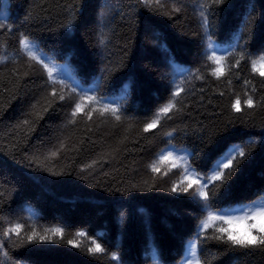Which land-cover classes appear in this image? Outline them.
Wrapping results in <instances>:
<instances>
[{
    "label": "trees",
    "instance_id": "16d2710c",
    "mask_svg": "<svg viewBox=\"0 0 264 264\" xmlns=\"http://www.w3.org/2000/svg\"><path fill=\"white\" fill-rule=\"evenodd\" d=\"M5 16L0 264H186L197 240L201 264H264V249L212 238L227 225L199 228L208 210L242 214L264 203V76L252 69L264 56V0H151V6L145 0H5ZM24 36L64 86L27 57L19 43ZM211 55L223 57L219 78ZM178 86L183 91L171 118L145 132ZM81 95L100 103L85 101L73 117ZM249 95L252 108L244 104ZM237 97L240 112L231 106ZM105 103L119 109V121L101 114ZM232 145L247 155L234 161L226 182L209 185L210 201L194 196L196 185L171 191L187 186L181 183L185 161L207 176ZM168 150L184 158L175 160L177 167L159 160ZM17 223L20 235L5 236ZM252 223L233 231L247 235ZM52 227L63 228V238L48 233L50 239L27 241L33 228L44 235ZM80 231L87 235L76 236ZM91 238L103 253L87 251Z\"/></svg>",
    "mask_w": 264,
    "mask_h": 264
},
{
    "label": "snow or ice",
    "instance_id": "6c2138e0",
    "mask_svg": "<svg viewBox=\"0 0 264 264\" xmlns=\"http://www.w3.org/2000/svg\"><path fill=\"white\" fill-rule=\"evenodd\" d=\"M146 4L148 6H151V0H145ZM157 4L159 5V0H156ZM222 2V0H217V3ZM5 6V0H0V11H2L3 7ZM7 19V17H0V21ZM7 25L0 22V28H6ZM21 48L23 49L24 53L29 57L31 60H34L38 63H41L43 68L47 71V75L49 80L53 83H59L61 86H64L65 82L63 79H57L54 78V73L57 71L56 68L51 67L48 63L44 61V58L42 56L37 55V52L34 50L33 46L31 45L29 38L27 36H24L19 41ZM209 48H212V45L209 44ZM209 60H213L217 64V68L213 71V75L219 78L223 75V69L220 67V62L223 60V57H217L215 55H211L208 57ZM3 60H0V63H3ZM239 63V61H237ZM260 64V68H257V64ZM252 69L253 71H259L261 76H264V56H261L259 61L253 60L252 61ZM78 87V86H77ZM72 92H76V87H73L71 89ZM181 91L183 89L181 87H177V90L173 93L172 99L163 107L158 109L156 113L155 119H153L150 123H147L145 125L144 131L147 132L151 129H154L157 127V125L160 123V120L162 117H168V114L170 111H172L177 103L176 97H179ZM79 94V93H78ZM223 93H221L222 95ZM53 96H56L57 93L55 89L52 92ZM60 100L65 99L63 95L59 96ZM81 102H78L75 104L74 111L72 112V116L75 117L77 113H81L84 110V102H92V103H100V100L95 96H88V95H81L80 97ZM244 104L248 108H252L253 105V98L252 96H248L246 100H244ZM232 108L240 112V98L237 97L235 102L231 105ZM95 111V109H93ZM101 114L104 112H110L117 121L121 119L120 115H118L119 109L117 107H112L109 103H105L103 107L100 109ZM89 118H91V113L88 114ZM171 118V117H168ZM30 121L25 119L23 121V124L27 125ZM169 136L172 135V133H168ZM57 155L56 152H52L51 156L55 157ZM247 153L244 151L242 146L239 145H232L230 146L222 155L217 157L215 161L213 162V165L211 167L210 174L205 176L198 174L195 169H192L190 166L187 165V162L185 161L182 165L183 167V178L181 180V183H183L185 180L187 181V186L183 188H179L178 186L174 185L171 188L172 192L182 191L184 193H187L189 189L193 188V185H196L194 196L198 198H202L204 201H210L209 193L206 191V189L209 188V185H214L215 187H219V185H216L215 182L219 181L221 184L226 182L227 178L232 175L231 169L234 168V161H237L238 163V157H244ZM169 159H172L173 167H177V164L175 163V160H183V157H173V153L171 150H168L166 153L161 152L159 156V160L161 162L167 161ZM91 165H89L90 167ZM151 170L153 172H158L159 169L157 168L156 164L153 163L151 165ZM228 170V171H226ZM213 195H215L213 193ZM212 207L211 202L206 204L204 206L205 210H208ZM251 219L254 221V223L248 225L247 229V235H241L239 232H234L233 227L236 225H239L242 222H246L247 220ZM220 222L222 225H227V227H217L215 228V231L219 233V235H213V239H217L222 241L225 244L230 245L233 248H241V249H255L260 248L264 249V203L256 204L255 202L252 205L246 206L245 210H242V214H228L227 212L221 210L218 212H213L208 210L207 211V219L204 221H201V224L199 225V228L203 231H206L209 227H213V222ZM256 221L259 222V226ZM23 228L22 224H15L13 227L9 228L8 231L4 233L5 236H8L9 233H16L17 236L20 235L21 229ZM253 230H255L256 235H252ZM45 234L40 235L38 232L35 231L33 228L31 231V234L27 235L26 239L28 242H35L36 239L39 240H46L50 239V236L48 233H51L53 236H58L63 238L64 235V229L61 227H52L50 229H45ZM87 234L83 231L77 232L76 236L78 237H85ZM199 235V233H198ZM67 243L72 245L73 247H79V243L76 240L69 239L67 240ZM91 244L93 246L89 247L87 251L92 254L97 253H103L105 249L102 247L101 243L97 242L96 238H91ZM197 244L198 240L196 242H191L188 246V251L190 255V259L187 260L186 264H201L200 257L197 254ZM8 253L4 252V256H7ZM112 259L116 260L118 257L115 254H112Z\"/></svg>",
    "mask_w": 264,
    "mask_h": 264
},
{
    "label": "rangeland",
    "instance_id": "374dc122",
    "mask_svg": "<svg viewBox=\"0 0 264 264\" xmlns=\"http://www.w3.org/2000/svg\"><path fill=\"white\" fill-rule=\"evenodd\" d=\"M187 256L190 258L189 251L187 252Z\"/></svg>",
    "mask_w": 264,
    "mask_h": 264
}]
</instances>
